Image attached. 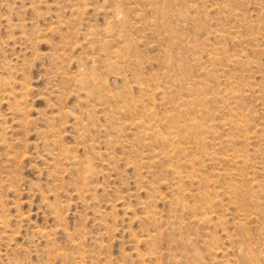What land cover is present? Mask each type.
I'll return each mask as SVG.
<instances>
[{"label":"rangeland","instance_id":"obj_1","mask_svg":"<svg viewBox=\"0 0 264 264\" xmlns=\"http://www.w3.org/2000/svg\"><path fill=\"white\" fill-rule=\"evenodd\" d=\"M248 259L264 0H0V264Z\"/></svg>","mask_w":264,"mask_h":264},{"label":"bare ground","instance_id":"obj_2","mask_svg":"<svg viewBox=\"0 0 264 264\" xmlns=\"http://www.w3.org/2000/svg\"><path fill=\"white\" fill-rule=\"evenodd\" d=\"M169 2L171 1V0H168ZM186 2V1H185ZM186 4V3H185ZM167 5H168V3H167ZM170 6V5H169ZM170 9V8H169ZM169 9L167 8V11H169ZM181 12V11H180ZM172 13V12H171ZM119 14V13H118ZM168 14V13H167ZM116 15H117V13H116ZM169 15H171L170 13H169ZM177 15V14H176ZM172 16V15H171ZM235 17V16H234ZM171 24V23H170ZM91 34V33H90ZM88 35V34H87ZM87 37V36H86ZM89 38V37H88ZM95 38V37H94ZM97 40V39H96ZM192 100V99H191ZM196 100V99H195ZM188 102V101H187ZM190 102H192V101H190ZM189 102V103H190ZM195 102V101H194ZM192 119V118H191ZM195 119V118H194ZM92 122V121H91ZM106 129V128H105ZM176 131H174V133H175ZM175 136H177L176 134H174ZM86 137V136H85ZM108 138V137H107ZM82 143V142H81ZM93 144V143H92ZM87 146V145H86ZM88 148V147H87ZM100 153V152H99ZM92 154V153H91ZM72 162V161H71ZM107 170V169H106ZM86 173V172H85ZM91 173V172H90ZM89 177V176H88ZM92 177H93V174H92ZM176 181V180H175ZM174 187H176V186H174ZM178 202V201H177ZM180 203V202H179ZM178 203V204H179ZM182 204V203H181ZM180 205V204H179ZM244 215H246V214H244ZM250 216V215H249ZM196 219V218H195ZM249 256H251V255H249ZM250 259H252V258H250ZM250 259H248V261L250 260ZM254 260V259H253ZM252 260V261H253ZM251 262V260L249 261V263ZM251 264V263H250Z\"/></svg>","mask_w":264,"mask_h":264}]
</instances>
